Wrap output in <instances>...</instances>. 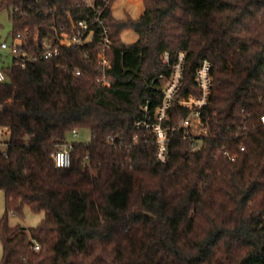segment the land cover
Segmentation results:
<instances>
[{
    "label": "trees",
    "instance_id": "obj_1",
    "mask_svg": "<svg viewBox=\"0 0 264 264\" xmlns=\"http://www.w3.org/2000/svg\"><path fill=\"white\" fill-rule=\"evenodd\" d=\"M112 1L94 0L113 35L112 82L102 87L96 36L38 56L69 18L91 16L83 0H0L11 38L28 31L19 58L1 66L0 264H264V0H142L138 18L114 17ZM123 29L136 40L122 42ZM164 51L171 63L184 53L177 99L198 94L205 59L213 79L208 134L182 138L175 128L161 162L142 123L165 94ZM23 52L36 56L21 66ZM177 99L165 127L188 113ZM74 128L91 138L73 141L70 165L57 167L51 154ZM23 204L43 211L37 225H9L8 211L21 215Z\"/></svg>",
    "mask_w": 264,
    "mask_h": 264
},
{
    "label": "built area",
    "instance_id": "obj_2",
    "mask_svg": "<svg viewBox=\"0 0 264 264\" xmlns=\"http://www.w3.org/2000/svg\"><path fill=\"white\" fill-rule=\"evenodd\" d=\"M83 2L91 7L92 12L89 18H81L72 20L69 18V25L66 29L57 31L55 29V36L53 40L44 39L40 48V58L49 59L55 57L60 52V46L72 47L82 46L91 42L94 36L97 37V51H96V70L97 75L95 80L102 87H109L112 82V75L110 73V50L112 47V32L109 26L106 24L103 17V6L96 5L94 0H83ZM28 34V31L17 32L11 42L8 44L6 41H0V50H8V54L12 55L11 58L18 57V46L24 42V37ZM34 41L37 42L38 31L35 30L33 35ZM36 55L24 53L20 57L21 66L27 60H32ZM162 62L170 66V76L167 78L168 86L164 89V96L161 105L158 107V111L155 114L153 122L143 121L142 126L148 131L152 132L155 136L156 145V158L161 162L168 160V139L169 133L175 128L180 129L182 138L195 139L197 137L205 136L208 134L207 127L203 124L202 109L208 101L211 92L212 76L210 73V61L203 60L200 66L196 68L194 74V80L198 88V94L191 93L187 96L177 99V103L188 111L186 115H181L178 118L177 127L164 126L163 121L167 118V109L172 101L176 100L173 95L177 93L182 85L183 69H184V53L178 52L176 54V61L170 62V54L168 51H164L161 55ZM78 72V71H77ZM6 78L5 72L0 67V82H3ZM260 122L264 123V114L260 116ZM138 122L136 126H138ZM242 129H246V126H241ZM78 129L74 128L70 134L73 137L78 135ZM238 133L236 129L235 134ZM8 134L6 127H0V144H3L4 138L1 135ZM113 137H108V141L111 142ZM72 142L69 139L61 142L57 145L56 149L52 152L54 164L57 167H67L71 162V150ZM195 145L193 147H197ZM243 149V146L240 147ZM223 154L229 155L228 151L224 150ZM231 159L234 157L231 156ZM34 249H38V245L34 246Z\"/></svg>",
    "mask_w": 264,
    "mask_h": 264
},
{
    "label": "rangeland",
    "instance_id": "obj_3",
    "mask_svg": "<svg viewBox=\"0 0 264 264\" xmlns=\"http://www.w3.org/2000/svg\"><path fill=\"white\" fill-rule=\"evenodd\" d=\"M110 6H111L112 12H113V8L117 7V9L120 10L121 13L122 12L128 13L131 18H134L133 15L135 16L138 13V9L140 10L141 8L144 7L142 0H113ZM12 22L13 21H11L8 11L5 9L1 10L0 11V41H6L9 44L11 40L13 39L11 38ZM124 30L129 31L130 29H123L120 32V40L122 42L126 43L135 38V33L130 32V31L129 33H123ZM7 52L8 50H0V67L9 66L11 63L12 55H9ZM162 83H163L162 90L164 93V89H167V86H168L167 78L163 79ZM176 95L178 94L174 93L173 95L175 99H177ZM173 102L174 101H172L171 104ZM156 110L158 111V108ZM157 111L155 113H157ZM77 131H78V135L76 137H73L71 134H68L67 137L70 141L88 142L90 140L91 133L89 129L80 128ZM5 137H6V134L1 135V138H5ZM22 207L23 208H22L21 215H18L11 210L8 211L7 221L8 223H10L9 225L21 224L22 226H25V227L35 226L41 221L42 217L44 216L43 211H34L26 204H23ZM4 214H5V199H4V193L0 189V220ZM1 241L2 240L0 239V256L3 253V247H2Z\"/></svg>",
    "mask_w": 264,
    "mask_h": 264
},
{
    "label": "crops",
    "instance_id": "obj_4",
    "mask_svg": "<svg viewBox=\"0 0 264 264\" xmlns=\"http://www.w3.org/2000/svg\"><path fill=\"white\" fill-rule=\"evenodd\" d=\"M115 7V6H114ZM135 8H136V6H135ZM143 9H144V7L143 8H141L140 10L138 9V13L134 16L133 15V17L135 18H138L139 16H140V14L143 12ZM123 11V10H122ZM126 14H128V13H125V12H120V10H118L117 9V7H115V8H113V12H112V15L114 16V17H116V18H123ZM129 15V14H128ZM130 32H133V31H131V30H129ZM129 31H127V30H124L123 31V33H129ZM133 33H135V32H133ZM122 35V34H121ZM136 38H137V35H136V33H135V38L133 39V40H131V41H128V42H126V43H131V42H133L134 40H136Z\"/></svg>",
    "mask_w": 264,
    "mask_h": 264
}]
</instances>
